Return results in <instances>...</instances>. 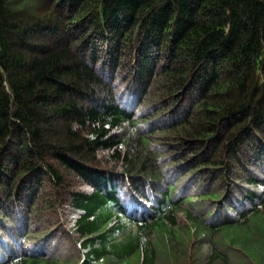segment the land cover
Segmentation results:
<instances>
[{
  "label": "trees",
  "instance_id": "obj_1",
  "mask_svg": "<svg viewBox=\"0 0 264 264\" xmlns=\"http://www.w3.org/2000/svg\"><path fill=\"white\" fill-rule=\"evenodd\" d=\"M0 258L264 264V0H0Z\"/></svg>",
  "mask_w": 264,
  "mask_h": 264
},
{
  "label": "rangeland",
  "instance_id": "obj_2",
  "mask_svg": "<svg viewBox=\"0 0 264 264\" xmlns=\"http://www.w3.org/2000/svg\"><path fill=\"white\" fill-rule=\"evenodd\" d=\"M57 217L59 226L68 232V228L72 226L74 215L69 212L67 206H63L57 209Z\"/></svg>",
  "mask_w": 264,
  "mask_h": 264
}]
</instances>
